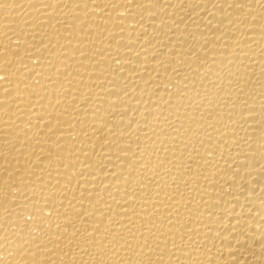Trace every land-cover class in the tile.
Wrapping results in <instances>:
<instances>
[{
  "label": "bare ground",
  "instance_id": "bare-ground-1",
  "mask_svg": "<svg viewBox=\"0 0 264 264\" xmlns=\"http://www.w3.org/2000/svg\"><path fill=\"white\" fill-rule=\"evenodd\" d=\"M0 264H264V0H0Z\"/></svg>",
  "mask_w": 264,
  "mask_h": 264
}]
</instances>
